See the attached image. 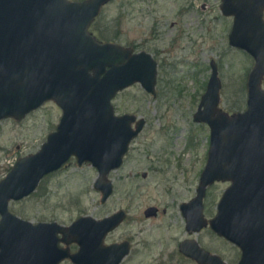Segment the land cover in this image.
Here are the masks:
<instances>
[{"label": "water", "instance_id": "water-1", "mask_svg": "<svg viewBox=\"0 0 264 264\" xmlns=\"http://www.w3.org/2000/svg\"><path fill=\"white\" fill-rule=\"evenodd\" d=\"M113 0H0V121H23L53 101L62 110L56 131L41 149L19 158L0 180V264H120L129 244L105 246L104 240L126 218L124 211L103 219L80 217L71 225L34 224L10 211L12 201L31 196L41 181L72 158L98 171L94 184L106 203L114 193L110 174L122 167L130 144L142 132L145 119L117 115L113 100L135 84L157 96L158 64L146 52L104 42L91 26ZM232 0H223L225 15H236L230 45L251 56L254 67L246 80L247 109L230 114L220 107L222 81L215 61L194 121L210 129L208 160L197 196L182 207L190 234L210 227L241 250L238 264H264V223L245 212L247 164L264 167V32L245 29L242 14L230 11ZM135 124V127L133 126ZM261 166V167H260ZM230 181L211 221L204 216L207 188ZM250 198V201H251ZM254 204L251 203V206ZM156 214V208L146 216ZM76 243L71 254L61 244ZM180 251L197 264H226L196 241H185Z\"/></svg>", "mask_w": 264, "mask_h": 264}, {"label": "rangeland", "instance_id": "rangeland-1", "mask_svg": "<svg viewBox=\"0 0 264 264\" xmlns=\"http://www.w3.org/2000/svg\"><path fill=\"white\" fill-rule=\"evenodd\" d=\"M193 1L113 0L102 9L90 29L98 39L144 51L159 63L156 97L135 84L113 100L116 114L144 118L147 126L131 144L122 168L110 175L115 193L107 203L101 202V193L94 187L97 169L79 166L73 158L63 170L46 176L31 196L12 201L14 215L34 224L69 226L80 217L99 220L124 210L128 214L124 225L108 236L106 244L142 234L151 247L136 249L123 264H197L179 252V244L188 239L198 241L226 264H238L240 249L210 228L187 232L180 206L196 196L208 160L210 129L196 123L194 115L211 76V62L218 65L222 81L220 107L233 114L247 108L246 80L255 61L229 45V28L219 19L218 0H210L212 9L206 12L196 13V7L182 14ZM197 1L200 8L204 0ZM202 19L208 21L205 27L200 26ZM61 117L62 110L49 101L21 122L0 121V180L19 158L41 149ZM225 188L221 183L208 189L206 219L212 217L213 205ZM150 207L160 209L158 218H145L144 211Z\"/></svg>", "mask_w": 264, "mask_h": 264}, {"label": "flooded vegetation", "instance_id": "flooded-vegetation-1", "mask_svg": "<svg viewBox=\"0 0 264 264\" xmlns=\"http://www.w3.org/2000/svg\"><path fill=\"white\" fill-rule=\"evenodd\" d=\"M43 4H45L46 6H49L51 5V2L52 0H40ZM69 2H72L73 0H67ZM199 1V0H198ZM197 1V2H198ZM219 3L217 5V10L219 12V16H220V21H225L227 22V26L229 28L228 30V36H227V39H228V43L230 45V41H229V37L235 27V24H236V15L235 14H231V15H225L223 10H222V4H223V0H218ZM202 3H200V8L198 7V5H195L196 3V0L193 1V4L192 5H188V6H185L183 9H182V14H188L190 12H192L193 10H195V8L197 7L198 9H196V13H201L202 12H206L208 11L209 9H212V6H211V3H210V0H204V1H201ZM214 7V6H213ZM229 9L231 11V13H233L232 11H238V12H241L242 14V22L244 24V27L245 29H247L248 31H252V32H264V0H232V2L229 4ZM203 23L200 24L201 27H205L207 22L206 20L202 19L201 20ZM231 46V45H230ZM232 47V46H231ZM234 48V47H232ZM234 49H237V48H234ZM135 50V49H134ZM239 50V49H237ZM241 51V50H240ZM136 52V50H135ZM244 52V51H243ZM151 55V54H150ZM152 56V55H151ZM153 57V56H152ZM154 58V57H153ZM155 59V58H154ZM155 61L157 62L158 64V69H159V63L158 61L155 59ZM211 66V65H210ZM158 78V77H157ZM263 88H264V81H263ZM247 109V108H246ZM118 115V114H117ZM140 118H137V121L139 120ZM144 119V118H143ZM145 126L142 130V132L139 134V136L143 133L145 127L147 126V121L145 120ZM135 127V124L133 125ZM138 136V137H139ZM137 137V138H138ZM136 138V139H137ZM135 139V140H136ZM133 140L132 143L135 141ZM131 143V144H132ZM130 144V146H131ZM130 150V148H129ZM129 152V151H128ZM128 154V153H127ZM127 156V155H126ZM126 156L124 157V161H123V165H124V162H125V159H126ZM73 159V158H72ZM71 159V160H72ZM70 160V161H71ZM122 165V166H123ZM206 166V165H205ZM66 167V166H65ZM65 167H63L61 170H63ZM261 167V166H260ZM122 168V167H121ZM120 169V168H119ZM118 169V170H119ZM115 172V171H114ZM203 172V171H202ZM202 172H200V180H201V175H202ZM113 173V172H112ZM111 173V174H112ZM110 174V175H111ZM244 174H245V183H246V186L244 187L245 188V193L249 192V191H256L257 192V195L258 196H255L253 199L248 195V194H245L246 197H248L249 199H247V202L248 203H245L244 204V208H245V212H247L246 214H248V217L249 218H252L254 220V222L256 221H259L260 223H264V167L263 168H260V169H257L255 167V165H252V164H247L246 166V169L244 171ZM148 174L147 173H144L143 174V179H147L148 178ZM226 184V188H225V191L227 189H229L231 186H232V182L230 181H226V182H222V181H216L214 184L210 185L208 188H207V192H206V196L204 198V210H205V200L207 198V195H208V189H210L211 187L213 188L214 186H216L217 184ZM199 185H200V181H199V184H198V187H197V190H196V196H197V191H198V188H199ZM225 191L223 192V194L220 196V198L215 202V204L213 205V215L211 218L207 219L208 221H211L212 219H214L216 216H218L219 214V204H220V201L225 193ZM114 193H115V184H114ZM113 193V194H114ZM195 196V197H196ZM102 197V196H101ZM112 197V196H111ZM110 197V198H111ZM194 197V198H195ZM109 198V199H110ZM192 198L190 201L188 202H184L181 204L180 206V211L182 212L183 214V217L186 221V230H187V220H186V217L184 215V212L182 210V207L186 204H189L190 202H192V200L194 199ZM250 198H251V201H250ZM107 203V202H106ZM251 203H253L254 205L251 206ZM105 204V203H104ZM150 208H156V214L153 215V216H150V217H147L146 216V211ZM148 209H146L144 211V216L146 219H151V218H158L159 214L161 213L160 212V209L157 208V207H150ZM120 211H124V210H120ZM119 212V211H118ZM125 212V211H124ZM126 213V218L124 219V221L113 231L115 232L116 230L120 229L126 219H127V212ZM164 213H167V210L164 211ZM205 216V215H204ZM207 228H210V227H207ZM210 230L212 231V233L214 235H216L218 238L224 240V241H227L225 238L219 236L218 234H216L215 232H213V230L210 228ZM202 231V230H201ZM200 231V232H201ZM113 232H110L107 237L105 238L104 240V245L105 246H112V245H115V244H123V243H128L129 244V253L125 256V258L122 260V262L120 264H123L124 261L133 254V252L138 249V250H148L149 247H151V241L147 238L144 237V235L142 234H137L135 235L134 237H132L131 239H126V240H122L120 242H115V243H108L106 244V239L108 238L109 235L113 234ZM188 232V230H187ZM200 232H194V233H200ZM193 234V233H192ZM196 241L194 239H188V240H184L183 242H181L179 244V252L181 253L180 251V246L182 243H184L185 241ZM198 244L199 242L196 241ZM228 243H231L229 241H227ZM63 248H68L70 253L71 254H75L79 251V245L76 244V243H70L68 246L66 244H61ZM77 246L78 249H73L72 250V246ZM138 247V248H137ZM237 247V246H236ZM203 248V247H201ZM204 249V248H203ZM206 250V249H205ZM208 251V250H206ZM241 251V250H240ZM209 252V251H208ZM210 253V252H209ZM182 254V253H181ZM184 255V254H182ZM214 255V254H213ZM185 256V255H184ZM218 256V255H217ZM186 257V256H185ZM220 257V256H219ZM241 259V258H240ZM239 259V261H240ZM66 261H70V260H65L64 262ZM71 262V261H70ZM63 263V262H62ZM72 263V262H71ZM73 264V263H72Z\"/></svg>", "mask_w": 264, "mask_h": 264}]
</instances>
